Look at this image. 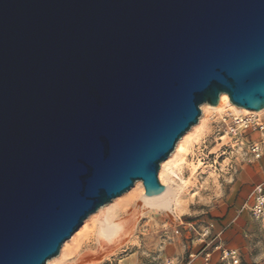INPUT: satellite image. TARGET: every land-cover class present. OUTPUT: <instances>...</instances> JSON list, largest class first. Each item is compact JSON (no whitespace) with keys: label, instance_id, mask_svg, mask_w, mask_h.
I'll use <instances>...</instances> for the list:
<instances>
[{"label":"water","instance_id":"water-1","mask_svg":"<svg viewBox=\"0 0 264 264\" xmlns=\"http://www.w3.org/2000/svg\"><path fill=\"white\" fill-rule=\"evenodd\" d=\"M221 93L264 108V0H0V264H46Z\"/></svg>","mask_w":264,"mask_h":264},{"label":"rangeland","instance_id":"rangeland-1","mask_svg":"<svg viewBox=\"0 0 264 264\" xmlns=\"http://www.w3.org/2000/svg\"><path fill=\"white\" fill-rule=\"evenodd\" d=\"M202 105L199 118L204 116ZM241 114L240 117L245 116ZM257 115L264 121V110ZM234 118L231 112H212L204 117L206 126L201 130L200 139L187 152V163L180 172L183 178L191 181L185 188L177 180L170 182L166 178L163 183L159 165V182L163 186L167 184L174 193H181L182 211L174 209L167 195L159 199L163 209L137 199L136 207L115 215L113 221L126 222H122L120 233L106 240L102 234L108 230L109 219L106 207L102 205L103 208L99 207L86 218V226L75 232L71 245L77 254L60 251L49 264H168L170 261L183 264L191 252L197 254L194 259L201 264L203 243L199 233L212 224L210 237L215 241L216 221L224 219L222 213L237 199L239 191L235 184L241 166L254 159L248 146L253 140L257 141L255 136L260 130L238 128L233 125ZM252 191L240 207L244 230L241 236L246 240L245 247L240 249V264H264V229L251 217L249 207L245 205L250 206ZM117 197L110 201L113 204L110 212L129 198L128 194ZM217 256V251L213 252L209 264H219Z\"/></svg>","mask_w":264,"mask_h":264},{"label":"bare ground","instance_id":"bare-ground-1","mask_svg":"<svg viewBox=\"0 0 264 264\" xmlns=\"http://www.w3.org/2000/svg\"><path fill=\"white\" fill-rule=\"evenodd\" d=\"M202 110H203L204 116L198 118V122L196 124H194L193 126H191V128L187 132H185V134H183V136L175 144L173 151L169 154V156L165 160H163L160 163L161 166H160V170H159V172H160L159 176H160V179L163 183L165 182L166 178H167V181L169 180L170 182L177 180L181 183L182 187L185 188L188 185V183L191 182L190 180L183 178L181 176L180 172L183 168V165L187 163V160H186L187 152H189L191 147L194 145L195 141H198V139H200L199 137H200L201 130H203L202 128H204V126H206L205 121H204L206 118L204 119V117L205 116L207 117L208 113L218 112L221 114L222 112H231L234 115L235 119H240L238 121H243V119H241L242 116L240 117L241 113L244 114L245 116H252L255 114L257 115L259 113H262L264 108H262L261 110H258V111H254V110H248V109H245L242 107H238V106H236L230 102L227 94L221 93L219 96L218 103L216 105L212 106L208 103H203ZM165 187H166V192L163 196H165V195L168 196L169 200L174 205L175 210L182 211L183 208H182V203H181V198H180L181 193H176V192L174 193L172 190H169L167 184L165 185ZM144 193L145 192H144L143 184L140 180H138L134 183V185L130 188V190H128L126 193H124V194H128V196H129L128 200L123 201V204L121 203V205H119V207L116 208L114 212H110L111 210L113 211V209H111V206L113 205L112 203L109 202V203L104 205L106 207L105 210L107 213L106 214L107 219H109V221L111 220L110 222L108 221L106 223L107 224L106 228L108 230H105V232L102 234V236L106 240L107 239L110 240V238H112L116 233H120L121 230L123 229L122 228V222H124V221H120V220L113 221L112 219L114 217H116L117 215H120L121 213H123L125 210L128 211V210L133 209V207H136V205L138 203L137 199L143 200L141 198V195H143ZM123 195H120L117 198H122ZM165 199H166V197H165ZM164 200H163V202H164ZM143 201L146 203V205L150 204L152 207L155 205L157 207V209H163V207H164L163 205L159 204V199L156 201H145V200H143ZM160 202H161V200H160ZM104 206H102L101 208H103ZM86 218L84 219L83 223L81 224V226L77 230H80L86 226V223H87ZM125 225H127V224H125ZM104 226H105V224H104ZM75 232L62 243L61 248H60L61 249L60 251L62 253L67 251L68 255H73V253L77 254L75 247L71 245V242H73V240L75 238V234H76ZM104 242L102 241L103 244H104ZM52 259H50L49 261L47 260L46 264L52 263L53 262Z\"/></svg>","mask_w":264,"mask_h":264},{"label":"built area","instance_id":"built-area-1","mask_svg":"<svg viewBox=\"0 0 264 264\" xmlns=\"http://www.w3.org/2000/svg\"><path fill=\"white\" fill-rule=\"evenodd\" d=\"M243 121H238L240 119L233 120V125L238 126V128L246 129L250 128L252 130H264V121L258 115L243 116L241 117ZM248 151L251 153L253 158H259L263 153V141H253L248 146ZM252 203L249 207L251 217L257 221L260 226L264 229V188L263 185H257L252 191ZM212 224L207 225L199 233V240L203 243L201 254H203V264H209L211 255L213 252L217 251L219 264H240L241 263V253L238 248H229L221 244L219 239V234H215L212 241L210 237V231ZM208 241L206 242V240ZM197 256L196 253H189V259L183 264H189ZM168 264H174L173 262H168Z\"/></svg>","mask_w":264,"mask_h":264},{"label":"crops","instance_id":"crops-1","mask_svg":"<svg viewBox=\"0 0 264 264\" xmlns=\"http://www.w3.org/2000/svg\"><path fill=\"white\" fill-rule=\"evenodd\" d=\"M255 138L257 141H263V153L259 158L251 160L250 163L242 164L235 184L237 190L239 191L237 199L235 203L231 202L232 207L227 206L225 211L222 213L224 219L220 220V222L216 221V226L218 227L216 233L219 234L221 244L229 248H238L239 251L241 248L245 247L244 245L246 242V240L241 236V234L244 233V230L242 223L243 210L240 214V207L245 203V200L248 197L247 194H250L255 186L263 185L264 187V130L259 131ZM245 205L250 207L248 203ZM199 263L200 262L197 259H194L189 264ZM201 264H203V261Z\"/></svg>","mask_w":264,"mask_h":264}]
</instances>
